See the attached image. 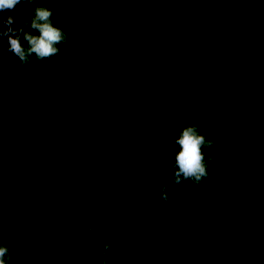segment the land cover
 Returning <instances> with one entry per match:
<instances>
[{"label":"trees","instance_id":"1","mask_svg":"<svg viewBox=\"0 0 264 264\" xmlns=\"http://www.w3.org/2000/svg\"><path fill=\"white\" fill-rule=\"evenodd\" d=\"M38 2L69 42L20 70L0 37V244L13 264H97L100 237L118 241L112 264H264V0ZM189 122L218 146L209 178L178 186ZM163 185L170 199L153 205Z\"/></svg>","mask_w":264,"mask_h":264},{"label":"clouds","instance_id":"2","mask_svg":"<svg viewBox=\"0 0 264 264\" xmlns=\"http://www.w3.org/2000/svg\"><path fill=\"white\" fill-rule=\"evenodd\" d=\"M20 5H31L29 10L30 20L19 22L13 14ZM2 21L7 26L0 31V37L8 40L7 51L19 61V69L23 70L33 59L36 61L51 60L58 56L61 45L69 42L68 33L55 23L56 13L53 9L41 5L38 0H0V13H9ZM24 38L26 44L22 42ZM236 95L242 94L245 89L237 84L232 89ZM230 111L237 112V105L230 106ZM227 117V111L222 113ZM231 123V117L225 120ZM203 123L189 122L177 130L175 145V160L171 166V180L175 185H199L209 178V167L214 163L212 149L218 142L208 138L209 134L202 132ZM207 150V151H206ZM170 199L167 185H163L159 195L152 199L153 205L161 201L167 203ZM102 243L96 244L89 255L95 256L97 264H112L109 253L113 245L118 244L114 238L109 237ZM83 251V249H81ZM0 264H13V250L11 247L0 244Z\"/></svg>","mask_w":264,"mask_h":264}]
</instances>
